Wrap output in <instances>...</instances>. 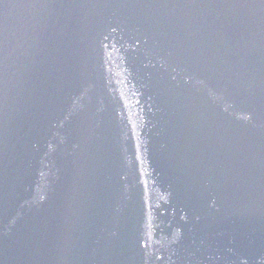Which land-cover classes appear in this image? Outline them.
<instances>
[{
    "label": "water",
    "instance_id": "water-1",
    "mask_svg": "<svg viewBox=\"0 0 264 264\" xmlns=\"http://www.w3.org/2000/svg\"><path fill=\"white\" fill-rule=\"evenodd\" d=\"M0 264H264V0H0Z\"/></svg>",
    "mask_w": 264,
    "mask_h": 264
}]
</instances>
